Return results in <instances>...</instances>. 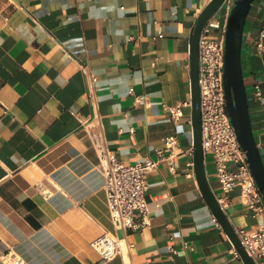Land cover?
Segmentation results:
<instances>
[{
	"label": "crops",
	"instance_id": "crops-1",
	"mask_svg": "<svg viewBox=\"0 0 264 264\" xmlns=\"http://www.w3.org/2000/svg\"><path fill=\"white\" fill-rule=\"evenodd\" d=\"M210 1L0 0V264H246L197 176L187 175L193 105L180 121L171 113L193 99L191 34ZM226 14L223 7L214 21ZM263 26L264 0H256L243 66L264 158ZM222 34L213 27L212 36ZM98 132L128 164L157 158L166 138H180L179 171L163 163L150 174L142 231L115 224ZM207 173L221 196L214 164ZM225 210L236 228L264 229V211H253L240 188ZM105 233L127 237L130 251L102 262L93 242Z\"/></svg>",
	"mask_w": 264,
	"mask_h": 264
},
{
	"label": "built area",
	"instance_id": "built-area-1",
	"mask_svg": "<svg viewBox=\"0 0 264 264\" xmlns=\"http://www.w3.org/2000/svg\"><path fill=\"white\" fill-rule=\"evenodd\" d=\"M235 2L236 0H225L222 8L227 9L226 20L217 22L214 18L210 20L201 38L203 144L206 164L209 162L214 164L215 176L220 183L222 190V195L218 196L220 203L225 207L230 200V193L240 188L244 202L253 211L262 212L264 196L233 124L225 86L228 22ZM213 27L221 28L222 36H212ZM257 51L260 54L264 53V26L257 40ZM254 94L258 99L263 98L259 84L256 85ZM136 101L147 103V98L138 95ZM185 105H192V101L171 109L175 121H180L184 116ZM130 130L131 133L136 131L135 127ZM121 132L125 133L124 130ZM94 145L100 154L101 167L106 175L109 206L116 226L126 233L131 230H144L150 224V202L147 196L150 174L163 163H166L172 172L179 171L180 157L184 153L179 136L166 138L163 145L157 149V158H147L132 164L121 160L109 148L100 132L94 135ZM191 153H194V148ZM187 175H196L194 160L188 164ZM137 214L140 217H137ZM237 231L256 263L264 264V229L239 227ZM93 246L101 254L102 262H106L128 253L132 244L128 242L127 237L105 233L93 242ZM234 253L237 258H242L238 249H235ZM16 263L24 264V261L19 259Z\"/></svg>",
	"mask_w": 264,
	"mask_h": 264
},
{
	"label": "water",
	"instance_id": "water-1",
	"mask_svg": "<svg viewBox=\"0 0 264 264\" xmlns=\"http://www.w3.org/2000/svg\"><path fill=\"white\" fill-rule=\"evenodd\" d=\"M256 0H236L228 22L226 40L225 86L229 112L242 147L247 153L253 174L264 196V158L258 145L253 127L249 94L244 75L243 45L248 17ZM225 0H211L199 15L191 34V64L193 91V123L195 132L194 162L195 172L202 192L246 264H257L245 248L237 228L220 203L211 186L204 150V128L202 118V88L200 84L201 61L200 44L207 24L222 9Z\"/></svg>",
	"mask_w": 264,
	"mask_h": 264
}]
</instances>
